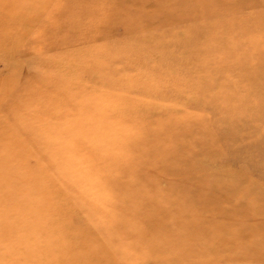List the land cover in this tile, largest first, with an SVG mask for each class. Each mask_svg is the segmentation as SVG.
Wrapping results in <instances>:
<instances>
[{
  "label": "rangeland",
  "instance_id": "1",
  "mask_svg": "<svg viewBox=\"0 0 264 264\" xmlns=\"http://www.w3.org/2000/svg\"><path fill=\"white\" fill-rule=\"evenodd\" d=\"M0 264H264V0H0Z\"/></svg>",
  "mask_w": 264,
  "mask_h": 264
}]
</instances>
